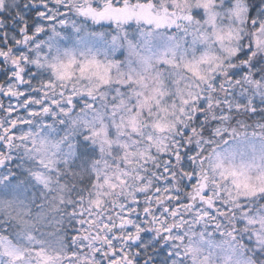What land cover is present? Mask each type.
Wrapping results in <instances>:
<instances>
[{
	"label": "snow or ice",
	"instance_id": "snow-or-ice-1",
	"mask_svg": "<svg viewBox=\"0 0 264 264\" xmlns=\"http://www.w3.org/2000/svg\"><path fill=\"white\" fill-rule=\"evenodd\" d=\"M0 264H264V0H0Z\"/></svg>",
	"mask_w": 264,
	"mask_h": 264
}]
</instances>
